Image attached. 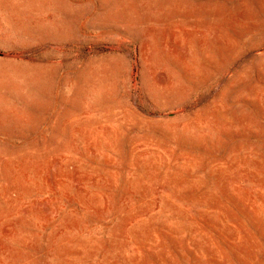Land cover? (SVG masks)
Instances as JSON below:
<instances>
[{"label":"rangeland","instance_id":"374dc122","mask_svg":"<svg viewBox=\"0 0 264 264\" xmlns=\"http://www.w3.org/2000/svg\"><path fill=\"white\" fill-rule=\"evenodd\" d=\"M0 264H264V0H0Z\"/></svg>","mask_w":264,"mask_h":264}]
</instances>
